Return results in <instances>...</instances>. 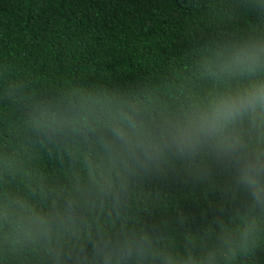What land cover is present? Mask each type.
<instances>
[{
	"label": "clouds",
	"instance_id": "clouds-1",
	"mask_svg": "<svg viewBox=\"0 0 264 264\" xmlns=\"http://www.w3.org/2000/svg\"><path fill=\"white\" fill-rule=\"evenodd\" d=\"M158 82L0 65V264H264V0H208Z\"/></svg>",
	"mask_w": 264,
	"mask_h": 264
},
{
	"label": "trees",
	"instance_id": "trees-1",
	"mask_svg": "<svg viewBox=\"0 0 264 264\" xmlns=\"http://www.w3.org/2000/svg\"><path fill=\"white\" fill-rule=\"evenodd\" d=\"M208 0H0V65L40 83L158 82L211 31Z\"/></svg>",
	"mask_w": 264,
	"mask_h": 264
}]
</instances>
